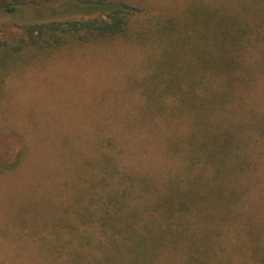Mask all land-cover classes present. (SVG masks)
Returning a JSON list of instances; mask_svg holds the SVG:
<instances>
[{
  "label": "rangeland",
  "instance_id": "374dc122",
  "mask_svg": "<svg viewBox=\"0 0 264 264\" xmlns=\"http://www.w3.org/2000/svg\"><path fill=\"white\" fill-rule=\"evenodd\" d=\"M124 1L139 9L137 23L144 24L194 3H224L242 12L240 2H246ZM84 8L77 0H48L23 6L17 13L0 7V34H20L17 21L81 16L86 15ZM251 15V26L257 30L243 51L247 83L237 87L221 114L225 126H242L241 150L250 163L231 175L242 196L224 238V244L234 248L230 249L234 260L242 264L249 261L251 238L258 233L264 244V124L261 129L243 125L255 115L264 122V43ZM160 52L151 44L98 37L25 65H12L0 74V156L7 164L0 167V264H61L69 256L70 233L61 230V236L54 226L60 219L75 218L85 204L95 208L101 203L109 186L102 184L103 172L94 166L100 150L109 153L118 167L111 185L118 186L117 180L127 174L137 182L148 177L156 188H163L170 177L189 173L182 150L191 128L189 114L177 116L173 123L164 113L143 115L142 83ZM172 100L166 97L165 111ZM96 224L89 228L95 240L101 233ZM234 244L244 249L238 252ZM179 252L166 251L159 263L179 264Z\"/></svg>",
  "mask_w": 264,
  "mask_h": 264
},
{
  "label": "trees",
  "instance_id": "16d2710c",
  "mask_svg": "<svg viewBox=\"0 0 264 264\" xmlns=\"http://www.w3.org/2000/svg\"><path fill=\"white\" fill-rule=\"evenodd\" d=\"M45 1L0 0V7L17 13L23 6ZM77 1L86 15L17 21L20 34H0V74L12 65H25L98 37L159 47L155 67L142 83L143 115L164 113L173 123L177 116L189 114L191 128L182 148L189 173L170 177L163 188H156L148 177L137 182L127 174L117 180L118 186L111 185L118 167L109 153L100 150L94 166L100 167L101 182L109 188L98 207L85 204L75 218L55 223L59 235L64 234L61 230L70 233L73 248L61 264H160L166 251H180L179 264H242L234 260V248L227 247L224 238L242 196L231 175L250 163L241 150L242 126H225L221 114L237 87L247 83L243 51L257 30L251 26V13L264 43V0L241 1L242 12L224 3H194L147 24L137 23L139 9L124 0ZM166 97L173 99L168 111ZM261 123L263 118L255 115L243 125L261 129ZM3 163L0 156V167L7 165ZM92 224L101 232L96 240L90 234ZM249 242V261L243 264H264L258 233ZM233 246L238 252L244 249L241 244Z\"/></svg>",
  "mask_w": 264,
  "mask_h": 264
}]
</instances>
